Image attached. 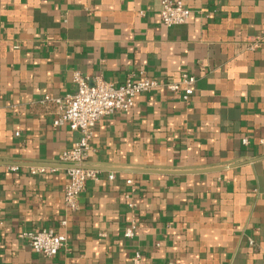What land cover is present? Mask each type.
<instances>
[{"label": "crops", "instance_id": "obj_1", "mask_svg": "<svg viewBox=\"0 0 264 264\" xmlns=\"http://www.w3.org/2000/svg\"><path fill=\"white\" fill-rule=\"evenodd\" d=\"M160 3L0 0V264H264V41L244 47L264 0H186L173 28ZM75 73L197 82L189 103L154 90L96 125L98 178L71 212L59 157L80 134L45 98L74 94ZM45 228L67 237L53 259L23 238Z\"/></svg>", "mask_w": 264, "mask_h": 264}, {"label": "built area", "instance_id": "obj_2", "mask_svg": "<svg viewBox=\"0 0 264 264\" xmlns=\"http://www.w3.org/2000/svg\"><path fill=\"white\" fill-rule=\"evenodd\" d=\"M186 0H161L160 19L167 28L179 27L188 23L192 12L185 7ZM264 41V34L248 41L244 47L254 51ZM196 78L183 74L178 81H158L143 78L135 81L129 77L125 83L115 85L102 79L91 81L80 73L73 75L76 85L74 94L54 99L50 96L45 102H54L58 107V116L54 121L55 128L68 127L71 132L80 134L79 141L71 148L64 151L59 157V163L69 166L66 169L68 183L65 188L64 203L66 208L75 212L79 207V199L86 190L90 181L97 180L98 171L88 167V157L91 150V141L94 137L96 125L105 117L116 113H126L133 109L139 95L154 90H165L178 96L184 103H189L194 93ZM243 143L248 145V139ZM20 166H13V172H19ZM49 169L46 167L30 168L32 175L43 174ZM113 179V176H111ZM128 185H133L129 180ZM133 208L134 204H130ZM137 224L133 223L125 232V238L133 239ZM32 251L47 259L55 258L65 247L67 237L53 229H41L23 235ZM250 244H253L252 242ZM133 264H140V255H137Z\"/></svg>", "mask_w": 264, "mask_h": 264}, {"label": "water", "instance_id": "obj_3", "mask_svg": "<svg viewBox=\"0 0 264 264\" xmlns=\"http://www.w3.org/2000/svg\"><path fill=\"white\" fill-rule=\"evenodd\" d=\"M13 166H18V165H13ZM13 166H12V167H13ZM66 168H69V166H66ZM94 170H96V169H94Z\"/></svg>", "mask_w": 264, "mask_h": 264}]
</instances>
